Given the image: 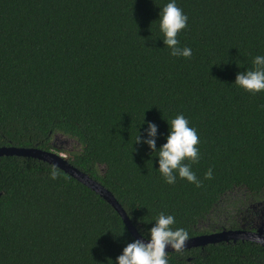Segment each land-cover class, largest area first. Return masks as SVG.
<instances>
[{"label":"trees","instance_id":"trees-1","mask_svg":"<svg viewBox=\"0 0 264 264\" xmlns=\"http://www.w3.org/2000/svg\"><path fill=\"white\" fill-rule=\"evenodd\" d=\"M167 2L0 0V147L64 154L145 239L160 213L190 238L240 228L237 204L264 200V91L233 83L264 55V0H176L189 58L170 56L159 39ZM177 114L199 139L198 160L185 161L199 184L166 183L156 153L134 143L143 116L159 147ZM133 240L108 203L58 168L0 156V264H112ZM166 258L264 264V247L219 242Z\"/></svg>","mask_w":264,"mask_h":264},{"label":"clouds","instance_id":"clouds-1","mask_svg":"<svg viewBox=\"0 0 264 264\" xmlns=\"http://www.w3.org/2000/svg\"><path fill=\"white\" fill-rule=\"evenodd\" d=\"M188 17L177 6L176 0H168L158 12V29L162 38H159L169 55L173 57L189 58L191 49L180 46L177 39L178 33L186 28ZM237 63V62H236ZM253 67L237 72L234 84L245 92L255 94L264 91V55H256L252 60ZM238 65V64H237ZM168 125L165 142L159 147L156 145L157 125L151 121L144 129V135L139 133L135 136L134 143H143L155 152L158 167L156 168L164 181L168 184L175 183L177 177L186 179L188 182L199 184L194 172L185 161L195 163L198 160L199 139L195 128L190 127L188 120L182 114H177ZM152 156V155H151ZM56 171L50 172L52 179L56 178ZM211 171L205 173L210 177ZM175 223L172 215L160 213L150 228L147 229V239H136L127 243L121 253L112 261V264H168L166 247L173 251H180L187 241V232L182 228L173 229ZM143 230L140 234L143 237Z\"/></svg>","mask_w":264,"mask_h":264},{"label":"water","instance_id":"water-1","mask_svg":"<svg viewBox=\"0 0 264 264\" xmlns=\"http://www.w3.org/2000/svg\"><path fill=\"white\" fill-rule=\"evenodd\" d=\"M0 156H17V157H27L32 159H37L42 162H45L53 167L58 168L68 176L75 179L80 184L84 185L99 197H101L106 203H108L120 216L122 222L128 229L131 236L136 239H143L139 233L135 230L133 225L131 224L129 218L125 214L122 207L115 200L113 195L105 189L98 181L92 179L87 174L81 172L73 165H71L66 159L65 155L62 153H58L53 150H41L35 147H0ZM249 241L260 246L264 247V230L262 228L253 230H246L244 228L238 229H222L217 232H212L209 234H201L197 236H193L187 238L185 242L184 248L180 251L195 248V247H203L207 244H214L219 242H229V241ZM166 253L175 252L170 247H166Z\"/></svg>","mask_w":264,"mask_h":264},{"label":"flooded vegetation","instance_id":"flooded-vegetation-1","mask_svg":"<svg viewBox=\"0 0 264 264\" xmlns=\"http://www.w3.org/2000/svg\"><path fill=\"white\" fill-rule=\"evenodd\" d=\"M235 210H239L237 218L240 224L238 227L253 231L259 228L264 230V200L242 199V205L237 204Z\"/></svg>","mask_w":264,"mask_h":264}]
</instances>
